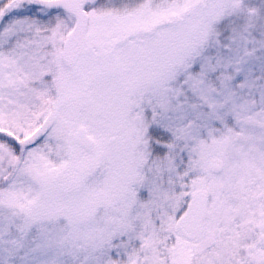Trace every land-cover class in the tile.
<instances>
[{
    "label": "snow or ice",
    "instance_id": "1",
    "mask_svg": "<svg viewBox=\"0 0 264 264\" xmlns=\"http://www.w3.org/2000/svg\"><path fill=\"white\" fill-rule=\"evenodd\" d=\"M0 264H264V0H0Z\"/></svg>",
    "mask_w": 264,
    "mask_h": 264
}]
</instances>
